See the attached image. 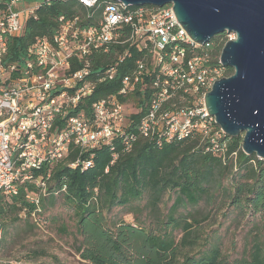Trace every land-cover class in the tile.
<instances>
[{
	"label": "built area",
	"instance_id": "obj_1",
	"mask_svg": "<svg viewBox=\"0 0 264 264\" xmlns=\"http://www.w3.org/2000/svg\"><path fill=\"white\" fill-rule=\"evenodd\" d=\"M48 1L0 0V199L10 202L20 185H33L24 194L26 203H17L20 218L29 216L45 232L41 198L67 191L64 181L52 185L53 168L63 163L83 172L104 146L113 152L119 142L129 152L138 137L161 147L197 134L206 150L225 151L226 134L204 103L213 82L228 76L225 66L219 58L212 63L206 48L212 39L199 45L190 38L172 4L77 0L84 13L60 16L51 38L37 36L24 57L5 62L8 38L22 35L27 19ZM223 33L225 42L235 38ZM130 48L140 57L118 91L93 102L89 112L76 110L97 84L115 78ZM112 49L106 66L93 70V60ZM131 100L147 102L138 108ZM143 108L138 134L129 132L131 113ZM73 149L77 154L68 161ZM3 224L0 214V242Z\"/></svg>",
	"mask_w": 264,
	"mask_h": 264
},
{
	"label": "trees",
	"instance_id": "obj_2",
	"mask_svg": "<svg viewBox=\"0 0 264 264\" xmlns=\"http://www.w3.org/2000/svg\"><path fill=\"white\" fill-rule=\"evenodd\" d=\"M76 12H85L77 0L42 3L35 16L27 19L23 34L8 38L5 62L20 60L37 36L52 37L60 16ZM225 38V33L218 34L206 47L213 64H218ZM122 49V46L116 47L118 51ZM114 51L100 53L93 60V70L104 68ZM139 57L140 54L130 48L129 56L118 64L115 78L97 84L94 92L80 102L76 110L89 112L93 102L116 93L122 77L134 68ZM225 73L230 75L233 70L225 67ZM131 101L138 108L147 102ZM143 112L144 108L131 113L129 132L138 134L137 122ZM224 142L226 149L220 153L206 150L197 134L161 147L138 137L129 152H124L119 142L113 152L105 146L96 149L93 165L83 172L63 163L56 165L52 170V185L58 187L62 181L67 184V191L60 196L73 208L77 217L78 232L82 236L77 250L82 259L91 264H264V159L245 154L241 150V137L226 135ZM114 153L118 157L110 163ZM76 154L77 149H73L68 161L73 160ZM86 156L82 155L83 158ZM43 169L35 174L44 172ZM227 173H231V181L223 187L226 198L222 204L250 213V227L242 236L241 250L234 251L237 246L232 239L231 252L222 249L217 230L204 229L203 223L209 219L210 212L178 211L180 207L195 208L205 198L212 201L213 190L222 188L221 180ZM29 190H34L33 185L22 184L18 195L13 196L10 202L1 198L0 214L4 219L13 215L14 220H26L38 229L29 216L19 217L22 206L17 203H26L24 194ZM169 191L175 197L168 211L162 214L158 209L159 203ZM53 197L41 198L42 215L48 225L45 202H53ZM144 198L146 201L141 208L134 209L133 224L116 222L113 227L105 224L103 211H110L115 206L131 207ZM146 210L149 211L141 220L140 215ZM149 219L156 223V228H151L153 224Z\"/></svg>",
	"mask_w": 264,
	"mask_h": 264
},
{
	"label": "water",
	"instance_id": "obj_3",
	"mask_svg": "<svg viewBox=\"0 0 264 264\" xmlns=\"http://www.w3.org/2000/svg\"><path fill=\"white\" fill-rule=\"evenodd\" d=\"M124 5L172 4L174 14L199 45L223 32L219 62L233 73L215 80L204 103L222 131L241 137V150L264 159V0H113Z\"/></svg>",
	"mask_w": 264,
	"mask_h": 264
},
{
	"label": "rangeland",
	"instance_id": "obj_4",
	"mask_svg": "<svg viewBox=\"0 0 264 264\" xmlns=\"http://www.w3.org/2000/svg\"><path fill=\"white\" fill-rule=\"evenodd\" d=\"M215 177L218 178V175ZM216 178V179H217ZM222 188L213 190L212 201L202 199L195 208L180 207L179 212L192 210L205 214L210 212V217L203 223L206 231L217 230L219 242L226 252H231V240L236 242L237 249L242 247V236L250 227L248 220L250 213L240 212L237 209L222 204L226 196L223 187L230 184L231 173L222 178ZM175 194L166 192L159 203V211L167 212ZM50 199V198H49ZM146 201L135 202L130 206H115L110 211H103L105 224L113 227L114 223H134V209L141 208ZM45 209L50 225L47 232L35 229L29 222L22 219L14 220V216L4 219L3 236L0 242V264H91L80 256L77 248L81 246L82 236L78 232L77 217L73 208L64 201L63 196L53 197V202L47 200ZM149 210L144 211L140 218L145 217ZM227 213V214H226ZM156 228V223L149 219ZM148 220V221H149Z\"/></svg>",
	"mask_w": 264,
	"mask_h": 264
}]
</instances>
